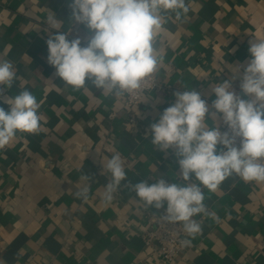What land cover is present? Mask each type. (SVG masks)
Listing matches in <instances>:
<instances>
[{
  "label": "crops",
  "instance_id": "0c3cea01",
  "mask_svg": "<svg viewBox=\"0 0 264 264\" xmlns=\"http://www.w3.org/2000/svg\"><path fill=\"white\" fill-rule=\"evenodd\" d=\"M71 2L0 0V59L17 72L12 88L0 91L5 98L30 91L41 104L42 123L37 133L0 150V264H264V183L233 177L215 192L204 189L208 214L194 217L202 232L171 261L161 257L156 240L147 246L144 238L167 203L142 209L128 186L151 185L160 176L179 182L175 151L156 150L150 126L175 103L176 91L195 89L210 107L211 86L231 80L230 66L242 74L251 59L249 40L264 38V0H186L189 11L180 21L171 14L159 34L161 88L133 107L87 79V87L75 89L55 75L44 30L50 12L82 47L93 35L74 22ZM231 82L247 99L239 79ZM0 107L9 110L2 100ZM207 123L214 126L210 116ZM116 152L126 179L105 203L102 162ZM82 172L92 181L87 200L75 195Z\"/></svg>",
  "mask_w": 264,
  "mask_h": 264
},
{
  "label": "clouds",
  "instance_id": "9594fccd",
  "mask_svg": "<svg viewBox=\"0 0 264 264\" xmlns=\"http://www.w3.org/2000/svg\"><path fill=\"white\" fill-rule=\"evenodd\" d=\"M69 7L74 22L85 25L93 35L82 47L81 39H68L63 22L50 12L44 29L49 33L48 63L66 85L85 88L87 79L102 93L121 100L138 98L150 81L154 83L164 59L159 34L171 14L180 21L189 11L186 0H72ZM248 51L251 59L242 74L240 66H230L231 80L239 79L247 99L235 91L231 80H225L211 86L216 99L210 111L198 91L179 90L174 93L175 103L150 126L154 148L175 151L179 182L169 184L160 176L151 185L146 181L128 185L142 209H161L167 203L159 218L164 225H178L182 230L181 247L190 246L192 238L202 232L194 217L208 214L204 189L215 192L233 177L264 183V38L250 39ZM16 79L14 64L0 59V86L11 89ZM0 100L9 106L8 111L0 107V150H4L22 134L40 130L41 104L26 89L7 98L0 91ZM209 116L213 127L207 123ZM220 120L227 131H221ZM102 166L108 178L102 199L111 203L126 171L118 152ZM193 174L195 181L190 182ZM81 180L75 195L87 200L92 181L83 172Z\"/></svg>",
  "mask_w": 264,
  "mask_h": 264
},
{
  "label": "built area",
  "instance_id": "2783aa9c",
  "mask_svg": "<svg viewBox=\"0 0 264 264\" xmlns=\"http://www.w3.org/2000/svg\"><path fill=\"white\" fill-rule=\"evenodd\" d=\"M160 88L161 87L158 79L155 77L154 83L150 81L145 86L142 94L138 98L132 100L125 98L124 102L126 107L138 106L144 101L147 93H149L150 91L159 90ZM223 128L224 131H227V127L225 125H223ZM165 209L160 215L164 214ZM160 215L152 216L151 223L154 226L152 230L148 231L145 234V243L147 246H150L152 244V241L156 240L160 245V249L158 252L161 257H163L164 261H171L176 255L182 252H186L188 250V246L181 247L179 244V241L185 238V234L180 228H176L178 227V225H164L163 222L160 221Z\"/></svg>",
  "mask_w": 264,
  "mask_h": 264
}]
</instances>
